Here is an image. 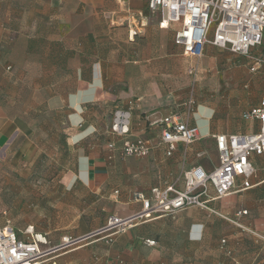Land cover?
I'll return each instance as SVG.
<instances>
[{"label": "crops", "instance_id": "crops-1", "mask_svg": "<svg viewBox=\"0 0 264 264\" xmlns=\"http://www.w3.org/2000/svg\"><path fill=\"white\" fill-rule=\"evenodd\" d=\"M0 4V96L5 94L2 87L5 81L24 82L32 68L57 67L54 61L50 62V53L56 44L72 43L73 40L82 42L90 36L100 38L102 20L114 23L116 27L124 26L120 29L125 35L134 29L132 23L135 20L138 30L144 33L153 30L166 37L165 30H172L174 35L177 29L175 24L159 28L158 21L150 15L146 0H0ZM131 36L128 35L129 43L134 42ZM176 47L180 55L186 57L181 48ZM214 48L218 49L206 45L203 55ZM165 51L166 46L161 44L160 54L165 55ZM256 51L264 55V50ZM135 53L131 51V54ZM158 63L151 54L141 62L134 61L130 88L120 91L96 51L90 60L77 64L68 84L54 90L43 101L47 112L63 116V144L74 152L76 169H68L61 180L66 189L79 192L76 206L81 207V212L71 214L72 221H79L85 214L93 212L99 220L75 236L100 228V200L106 195L110 194L116 204L115 213L111 215L128 216L140 208L132 199L135 192L147 194L151 188H163L178 174L180 176L182 170L195 165L205 171L212 170L218 162L215 135L247 134L258 130V121L244 119L242 114L257 105L259 94L245 103L241 99L236 108L225 112L201 103L188 119L190 124L197 126L200 139L189 147L178 144L172 154L166 156L167 146L160 139V121L173 113L184 118L180 107L183 101L178 94L167 93L154 81V76L167 74L168 70L167 60L162 58ZM27 68L31 70L27 71ZM34 74L36 78L30 79L33 83L48 81L40 78V71ZM137 74L142 79L139 82ZM41 88L36 85L34 89ZM12 97L6 95L3 98V107L0 103V151L4 155L11 153L15 162L35 163L42 153L40 129L14 115ZM126 99L131 101L123 102ZM99 103L100 109L103 104L116 109L121 105L127 108L130 103V112L134 114L129 136L150 141L148 156L135 158L119 154L121 141L110 132L111 122L100 126L99 130L94 121ZM196 117L203 121V127L198 126ZM109 143L114 144V149L107 147ZM250 163L253 187L231 193L211 204L232 221L189 207L173 215L137 223L115 235L111 243L98 239L70 249L61 256L63 264H264V154H252ZM73 207L71 204V210ZM238 210L247 213L235 218ZM105 222L106 219L102 225ZM63 228L64 235L69 234V226ZM148 241L154 244L148 245Z\"/></svg>", "mask_w": 264, "mask_h": 264}, {"label": "rangeland", "instance_id": "rangeland-1", "mask_svg": "<svg viewBox=\"0 0 264 264\" xmlns=\"http://www.w3.org/2000/svg\"><path fill=\"white\" fill-rule=\"evenodd\" d=\"M150 15L152 19L159 22L160 18L157 14L150 13ZM101 22L99 40L90 36L82 42L73 40L72 43L56 44L54 51L51 50L50 62L54 61L57 67H35L27 76L28 79L23 80L24 82L12 84L5 81L2 84L6 95L11 97L14 95V98L12 97L15 102L14 115L26 124H36L41 136L42 153L35 163L15 162L11 153L4 155L0 151V226L9 224L20 238L26 237L23 235L24 232L31 228L34 232L45 234L49 246H55L61 242L62 238L74 237L75 233L81 230L84 232L99 221L95 212L85 214L79 221L75 219L72 221L70 215L81 212V207L76 206L79 204V192L75 193L66 189L61 180L68 169H76L72 156L74 152L68 150L63 144L64 139L61 135L63 116L47 112L43 102L47 95L68 84L77 64L80 61L90 60L96 51L100 53V58L104 60L111 79L120 91H128L130 88L129 78L130 75L134 76V70H132L134 61L141 62L147 59L149 54L157 63L162 58L167 60V74L158 73L153 78L167 93H176L182 98L180 107L183 114L186 111L183 103L191 94L196 101L193 114L201 103L211 104L215 110L225 112L230 108H236L241 99L244 103L256 99L264 88V63L260 64L257 70L251 71V64L244 56L215 48L209 54L202 55L200 59L183 57L173 43L172 30H165L166 37L153 30L140 32L135 20V22L132 21L134 29L130 30L133 34L127 31L128 35H132L134 39V42L129 43L128 35L120 29L124 26L116 27V24H110L109 21L107 23L105 20ZM125 27L127 28V25ZM161 44L166 46L165 55L159 52ZM131 51L136 53L131 54ZM259 57L264 61V55L260 54ZM192 66L198 68L195 78L189 74ZM28 70L31 68H27ZM27 71L24 73H29ZM38 71L41 72L40 78L48 79L47 82L36 84L30 80L36 78L37 75L34 73ZM137 76V82L142 80L138 74ZM133 81L135 82L134 79ZM36 85L42 88L35 91ZM5 94L0 96L2 107ZM127 101L131 99L123 102ZM129 104L127 108L121 105L116 109L114 106L103 104L100 109L99 103L96 107V115L93 117L99 130L100 126L111 122L113 113L120 109L129 112L130 126L134 113L131 114ZM196 120L198 126L203 127V121L199 117H196ZM213 154L216 156V153ZM109 195L100 200V227L108 215L115 213L116 204L112 202ZM71 204L75 206L72 208L73 211L70 208ZM67 225L69 234L64 235L66 231L63 227ZM68 250L70 249L54 253L55 258L46 264H52V261L55 264H63L64 259L61 256Z\"/></svg>", "mask_w": 264, "mask_h": 264}, {"label": "built area", "instance_id": "built-area-1", "mask_svg": "<svg viewBox=\"0 0 264 264\" xmlns=\"http://www.w3.org/2000/svg\"><path fill=\"white\" fill-rule=\"evenodd\" d=\"M146 1L149 12L160 18L159 28H168L171 24L177 26L173 42L181 48L184 56L200 59L204 47L211 45L244 56L251 64V71L264 63L256 51L264 50V0ZM197 70L192 66L189 74L195 78ZM195 105L191 94L183 103L186 109L184 118L173 113L160 121V139L167 146L166 156H170L178 144L189 147L200 139L197 126L188 121ZM242 116L247 120H257L258 130L247 134L215 135L218 162L212 170L205 171L195 165L182 170L174 182L163 188H151L147 194L135 192L132 199L139 203L140 208L128 216L110 215L100 228L74 237L66 236L55 246H49L46 235L31 228L24 232L26 237L20 238L9 224L0 226V264H46L55 258L54 253L63 249L84 246L92 239L110 243L115 235L137 223L173 215L189 207L229 220L211 204L231 193L253 187L250 156L264 154V89L259 93L257 105L244 111ZM128 118L127 111L120 109L113 113L110 132L121 141L119 154L122 157H146L151 144L147 139L129 136ZM107 147L114 149V144L109 143ZM246 213L238 210L234 217L239 218ZM147 244L153 245L154 242L148 241ZM51 263L55 264L54 261Z\"/></svg>", "mask_w": 264, "mask_h": 264}]
</instances>
